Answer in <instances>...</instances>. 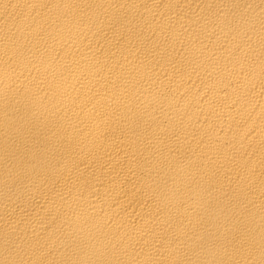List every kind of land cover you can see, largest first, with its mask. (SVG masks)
<instances>
[{
    "label": "bare ground",
    "instance_id": "obj_1",
    "mask_svg": "<svg viewBox=\"0 0 264 264\" xmlns=\"http://www.w3.org/2000/svg\"><path fill=\"white\" fill-rule=\"evenodd\" d=\"M0 264H264V0H0Z\"/></svg>",
    "mask_w": 264,
    "mask_h": 264
}]
</instances>
